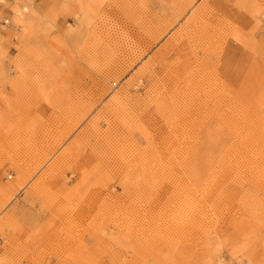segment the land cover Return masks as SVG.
<instances>
[{
    "label": "rangeland",
    "instance_id": "374dc122",
    "mask_svg": "<svg viewBox=\"0 0 264 264\" xmlns=\"http://www.w3.org/2000/svg\"><path fill=\"white\" fill-rule=\"evenodd\" d=\"M0 264H264V0H0Z\"/></svg>",
    "mask_w": 264,
    "mask_h": 264
}]
</instances>
